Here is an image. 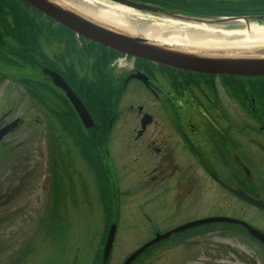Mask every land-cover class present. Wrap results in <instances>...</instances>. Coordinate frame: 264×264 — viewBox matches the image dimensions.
Segmentation results:
<instances>
[{"label":"flooded vegetation","instance_id":"flooded-vegetation-1","mask_svg":"<svg viewBox=\"0 0 264 264\" xmlns=\"http://www.w3.org/2000/svg\"><path fill=\"white\" fill-rule=\"evenodd\" d=\"M60 33L43 37L32 47L31 97L34 111L65 136L67 146L72 140L90 145L89 158L82 152L80 161L65 166L70 190L64 194L71 205L86 195L87 176L96 188L100 183L111 187L114 207L116 186L117 192L123 185L127 191L140 193L144 200L138 206L124 203L133 206L131 215H195L200 203L226 204L231 199L227 186L247 185V176L239 170L244 168L240 157L244 158L249 144L264 150L256 137L263 135L258 131L264 126V79L160 68L130 57L125 60L129 67L121 69V56L110 52L103 56L104 50L81 39L78 46H72V37ZM19 44L18 36L0 31L3 60L10 53L17 55ZM22 55L21 49L15 68H5L21 70ZM44 67L58 72L83 101L94 121L90 131L78 126L69 100ZM135 72L144 73L146 83L131 76ZM127 94L130 98L122 106ZM105 100L111 102L110 134L103 131L105 123H110ZM143 114L150 116L139 132ZM10 118L9 113H2L0 125ZM57 171L55 165L53 174ZM58 184L51 180L54 192Z\"/></svg>","mask_w":264,"mask_h":264},{"label":"rangeland","instance_id":"rangeland-1","mask_svg":"<svg viewBox=\"0 0 264 264\" xmlns=\"http://www.w3.org/2000/svg\"><path fill=\"white\" fill-rule=\"evenodd\" d=\"M103 2L111 4L105 0ZM135 13L140 17L161 21V16L158 15L138 11ZM2 68L0 64V69ZM22 75L31 76L32 72L25 69ZM10 77L4 80L0 76V91L8 97L9 102L16 94L13 86L15 83ZM28 104L23 100L21 108L19 101L14 100L9 106L10 115L15 112L25 117L21 129L24 145L20 152L14 158L11 155L3 156L0 152V231L8 229L9 242L15 240L11 243L14 249L9 246L0 248V264H19L23 259L25 260L21 264H98L106 221L111 219L104 210L106 204L112 213L118 215L115 219L114 244L107 264H120L129 252L155 233L166 231L188 219L214 216L236 218L264 232V210L232 196L224 207L215 202V206H201L196 215H131L133 206H124V203L133 202L138 206V202L144 200L140 193L127 191L122 186H119L117 192L116 186L115 207L111 193L104 204L96 187L90 183V177H87L86 195L81 201L78 198L82 204L81 213L74 212L76 206H73L72 215H48L51 182L46 176H42L46 151L42 148V141L36 140L37 129H28L29 134H24V129L31 125L27 121V116L30 115ZM38 164L40 167H37ZM256 176L260 183H264V159L259 163ZM248 192L253 194L250 190ZM63 209L61 203L59 210ZM57 216L60 220L56 221L49 233L46 226L51 220L48 217ZM216 225L183 236L182 239L187 240L185 243L179 242L176 235L172 236L150 249L134 264H179L183 260L188 264H264V246L248 238L247 234L248 237L244 235L243 228L230 224L226 225L232 229L221 223ZM16 232H21L23 236H15L13 233ZM26 239L29 240L28 245ZM19 249L26 250L23 259L18 258Z\"/></svg>","mask_w":264,"mask_h":264},{"label":"water","instance_id":"water-1","mask_svg":"<svg viewBox=\"0 0 264 264\" xmlns=\"http://www.w3.org/2000/svg\"><path fill=\"white\" fill-rule=\"evenodd\" d=\"M31 6L45 13L57 22L66 26L67 28L75 31L81 36L97 41L105 46L111 47L123 53H128L137 57L145 58L148 60L164 63L179 68H189L194 70H207V71H231L242 73H264V59L259 58H242L238 56H208L201 53L190 52L184 49L176 48L153 42L145 37L137 34H129L120 29L112 28L107 29L96 20L76 11L72 7L63 5L58 0H25ZM121 4L128 5L138 10L149 12H162L157 7H152L142 3H135L129 0H112ZM235 194L241 196L247 201L264 208V203L254 200L245 196L241 191H234ZM214 221H226L230 223H238L242 225L250 235L256 237L264 243V234L257 229L248 225L247 223L227 218V217H210L192 221L180 225L164 234H157L152 240L141 246L134 251L123 264H129L138 254H140L146 247L155 242L168 237L173 232H178L187 227L198 224H204ZM115 225L112 224L108 231L106 242L103 249L102 264H106L109 252L112 246Z\"/></svg>","mask_w":264,"mask_h":264},{"label":"bare ground","instance_id":"bare-ground-1","mask_svg":"<svg viewBox=\"0 0 264 264\" xmlns=\"http://www.w3.org/2000/svg\"><path fill=\"white\" fill-rule=\"evenodd\" d=\"M77 10L94 18L107 29L116 28L129 34H139L148 40L190 52L209 50L212 53H240L255 51L264 47V27L251 25L250 30H228L206 28L202 24H190L180 20L152 18L141 20L134 10L121 5L103 6L98 0H62ZM74 3H71V2ZM76 2V3H75ZM143 19V18H142ZM148 20V21H145ZM234 50V51H233Z\"/></svg>","mask_w":264,"mask_h":264},{"label":"trees","instance_id":"trees-1","mask_svg":"<svg viewBox=\"0 0 264 264\" xmlns=\"http://www.w3.org/2000/svg\"><path fill=\"white\" fill-rule=\"evenodd\" d=\"M6 5H9L10 10L13 12V14H15V17L18 19H21L18 15H20L19 13V3H17L16 1H12L9 2L8 0H0V12H3L4 8Z\"/></svg>","mask_w":264,"mask_h":264}]
</instances>
